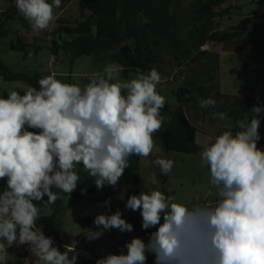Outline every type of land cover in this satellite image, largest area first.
Segmentation results:
<instances>
[{"label": "clouds", "instance_id": "9594fccd", "mask_svg": "<svg viewBox=\"0 0 264 264\" xmlns=\"http://www.w3.org/2000/svg\"><path fill=\"white\" fill-rule=\"evenodd\" d=\"M14 4L40 33L56 20L61 0ZM121 71L107 64L83 86L47 75L38 80V89L28 87L23 94L9 89L0 96V180L7 183L0 191V264H8L7 249L13 245H27L36 264H76L77 255L70 258L75 249L65 246L61 252L37 224L41 208L71 195L81 167L97 189L115 188L131 157L148 158L156 149L154 136L163 127L166 104L158 91L161 74L152 68L123 79ZM215 105L212 98L200 101L201 108ZM252 111L250 120L237 119L235 131L221 132L200 153L214 189L211 203L178 202L156 188L131 195L126 209L140 211L142 228L156 231L147 242L139 237L127 242L126 254H108L96 264H146L149 253L155 264H264V149L258 147L264 108ZM226 115L212 113L220 120ZM153 163L163 176L175 164L163 156ZM93 222L102 231L133 230L119 209L98 214ZM102 231L88 238H99Z\"/></svg>", "mask_w": 264, "mask_h": 264}, {"label": "rangeland", "instance_id": "374dc122", "mask_svg": "<svg viewBox=\"0 0 264 264\" xmlns=\"http://www.w3.org/2000/svg\"><path fill=\"white\" fill-rule=\"evenodd\" d=\"M49 1L51 2V0ZM263 1L249 0L248 4L243 3L245 7L240 4L239 8L241 9L236 10L234 13L235 17L231 22L234 21L235 24L239 23L240 25L244 21V18L250 15L258 16L264 8ZM152 2L154 3L153 5H151ZM242 2H245V0L240 1V3ZM196 3H198L197 0H146L144 3L134 5L133 23L135 27L139 28L140 33L147 42L151 40L158 42L157 45L151 47L158 60L153 65L155 69L160 72L172 73L175 68L182 65V69L179 71V79L175 83L168 85L163 91V94L169 101L172 98V91H176V86L182 88L188 83L191 85L197 77H202L201 82L205 83L204 85L209 91L217 89L220 83H226L222 85L223 87L221 89L226 93L230 92V97L222 101L221 98L211 97L216 101V105L213 108H205L204 112L209 114L215 111L220 101L221 103L231 102L232 100L230 99L233 94L246 93L243 87L253 86L255 82L249 79L242 68L234 66L230 69L226 66L228 57L224 55L223 50L227 51L229 49L227 43L222 44L209 41V34L213 27L220 29L228 25L229 20L227 17L215 23L207 22V19H201ZM13 5H15L14 0H0V10H3L2 12ZM55 12L57 18L52 23V26L49 27L52 28L50 29L52 32L50 30L48 32L44 30L37 33L38 36L36 38L38 41L36 43L49 46L51 40H58V37L53 35L57 22L63 20L74 21L80 17L77 1L65 5L61 9H55ZM21 17L23 18V16ZM23 20L25 19L23 18ZM9 23L7 25L8 34L4 38H0V60L11 73L23 74L28 77L40 76V78L51 75L53 72L60 74L66 73L69 76H59L57 79L66 83H75L83 86L90 81L93 74L102 75L104 66L113 62L111 53H107L105 57H102V60L95 59L99 56L98 54L100 53H98L93 56L82 57L72 65L63 54H60L58 58H53L50 51L46 49L41 50L39 54L35 55L32 54L33 51L26 49L31 54L25 57V54L14 52L11 49V46L18 41L16 28L19 26L14 22ZM20 23L22 25L26 24L24 21ZM253 24L254 28L259 25L264 26V18L258 17L253 19ZM150 25L158 26V28H148ZM246 37H250V32L246 34ZM25 41L30 42L31 38L21 39V42ZM205 42L209 46L208 55L206 57H200L194 62V54L198 52L199 45ZM101 52L103 51L101 50ZM95 62L98 63V68L94 67L93 64ZM135 75L136 73H131L127 79L134 78ZM19 82L26 87L31 86L27 82ZM9 89H12V82L7 81L0 74V95L7 93ZM190 94L192 95V106L196 103L195 108L193 107L191 110L194 113L195 110L201 108L200 101L203 97L196 89H192ZM237 107L240 106L238 105ZM230 118V123L235 125L237 118ZM29 130L33 131V129ZM152 154L155 159L158 156L173 159L175 164L171 172L167 176H163L160 175V170L158 167H155L156 165L148 168L150 156L148 158H142V160L140 157L139 160L131 157L130 167L125 170V175L120 179L119 185L115 188V195L109 203L112 210L116 211L119 209L122 217L128 223L132 224L133 230L126 232L130 235L131 233L136 234L145 230L142 228L140 211L127 209V213L125 214V205L131 195H139L148 188H156L164 191L166 195L173 196L178 202L203 203L208 196L209 200L213 199L210 195V192H213L214 189L211 188L209 171L202 167L200 158L197 155L167 152L161 149V147H156ZM98 193L100 196L103 195L101 190ZM47 199V196H45L44 200L46 201ZM70 202V197L66 196L63 200L58 199L54 205L48 207H42L43 201L33 202L38 207H42L41 217L45 216V212L51 216L58 211L55 222L57 232L62 238V245L78 243L81 249H87L97 257H105L108 254L118 255L127 253L125 245L130 241H127L125 232L122 233L117 229L102 231V228H98L93 222L98 214L104 213L110 215L106 209L97 206L89 199L74 204H70ZM149 229L156 231V227ZM96 231H102L99 238L89 239L88 235ZM17 249L20 251L18 247L14 248V251ZM58 249L61 252L65 251L62 247ZM21 255V252L16 253V259L24 261L25 258ZM16 259L10 258L11 261ZM36 259L31 254L27 258L26 264H31V261L33 264H36ZM76 264H81L78 259ZM150 264H155V262H150Z\"/></svg>", "mask_w": 264, "mask_h": 264}, {"label": "trees", "instance_id": "16d2710c", "mask_svg": "<svg viewBox=\"0 0 264 264\" xmlns=\"http://www.w3.org/2000/svg\"><path fill=\"white\" fill-rule=\"evenodd\" d=\"M74 0H61V9L63 6L73 3ZM146 0H79L78 10L80 17L74 21L63 20L56 23V28L53 35L58 37V40H52L49 43L48 51L54 57L63 54L73 65L82 57H89L103 52L111 53L114 64L122 69V77L127 79L131 73L137 71L147 73L153 68L158 60L152 51V46L157 45V42H147L144 36L140 33L139 28L133 23L132 5L144 3ZM230 0H210L207 3H200L201 19H207V22H212L214 19L222 18L227 13V9H223L225 3ZM50 2V1H49ZM62 20V19H59ZM10 21L20 22L23 19L20 17L15 5L7 11L0 14V38H4L8 34L7 24ZM25 27L24 25H20ZM252 26L251 19H245L240 25L223 33L215 32L209 36V41L213 43H228L242 42L246 34ZM148 28H158V26H148ZM19 39V38H18ZM19 47L12 45L11 49L17 52H24L27 46L23 45L21 39ZM23 47H22V45ZM37 52L43 48H36ZM0 74L7 81H22L27 82L31 87L39 88L38 80L40 76L28 77L23 74L11 73L0 60ZM197 91L202 95L203 99H208L202 88ZM187 90L181 89L175 95L178 105L172 110L168 105L162 109V115L169 117V124L165 131H160V143L162 148L167 152H178L181 145L188 147L189 155H197L201 153V148L197 146L195 141V133L191 130L185 114L186 104L185 99ZM6 97V96H5ZM264 107V106H263ZM219 112H223L218 110ZM226 116L237 118L239 115L233 112H223ZM138 160L137 156H134ZM125 171L122 177H124ZM120 180L117 185H119ZM116 188V187H115ZM115 188L105 185L103 195H98L96 192L84 190L90 196L82 194V188L77 187L70 196L71 203L82 202L85 199L91 200L97 206L103 209H109L111 214L115 213L110 208V204L105 206L104 202L112 200L115 195ZM4 188L0 186V191ZM53 191H57L54 190ZM58 211H56L57 213ZM56 213L50 217L40 218L37 224L42 227L43 231H49L57 239L58 234L55 227ZM127 209H125V214ZM123 218V217H122ZM153 229L143 230L139 233H133L136 237L147 242ZM126 233V232H125ZM127 241H131L133 237L126 233ZM57 242H59L57 240ZM60 243V242H59ZM86 250V249H85ZM88 251V250H87ZM147 260L155 262V255L149 253ZM82 264H93L92 262H82Z\"/></svg>", "mask_w": 264, "mask_h": 264}, {"label": "crops", "instance_id": "0c3cea01", "mask_svg": "<svg viewBox=\"0 0 264 264\" xmlns=\"http://www.w3.org/2000/svg\"><path fill=\"white\" fill-rule=\"evenodd\" d=\"M75 1H77V5H78L79 0H74L73 3ZM155 1H157V0H155ZM197 1H198V3H196V5H197L198 12L200 13L201 1L203 3H207L210 0H197ZM240 1L241 0H230L229 2L224 4L223 9H227L228 13L225 15V17H222V18L227 17V19L229 20L228 25H226L225 27H222L220 29H218L217 27H213L209 36L215 32L223 33L226 30H230V29L237 27L239 25V23L235 24V22L234 21L231 22V20L234 19V17H235L234 13L236 12V10L241 9V8H239V5L240 4L243 5V3L248 4L249 0H245V2H242V3H240ZM153 4L154 3L152 2L151 5H153ZM134 5L135 4L132 5V10L135 9ZM263 6H264V1H263ZM243 7H245V6L243 5ZM10 8H8V9H10ZM2 11L3 10H0V14L3 13ZM258 17L262 18V19L264 18V8H263V10L260 11L258 16L250 15V16L243 19V20H245V19L249 18L252 20L253 26L251 27V29L249 31L250 37L249 38L246 37L244 39V41H242V42H228L227 45H228L229 49L227 51L223 50L224 55L228 57V59L226 60L227 61L226 66L229 67L230 69H232V67H234V66L242 68L243 71L248 75L249 79L251 81L255 82V84L253 86L249 85L248 87H245V86L243 87L244 90H246V93H244V94L238 93L236 95L233 94L231 99H230V100H232L231 102L229 101V103H224V102L221 103L222 100H224L227 97H230L229 94H231L230 92L226 93L225 91H223L221 89L223 87L222 85L226 84V83H220L217 89H214L213 91H209L205 87V85H204L205 83L201 82L202 77H197L196 79H194V82L191 85H190V83H188V84L184 85L182 88H178L176 86V89H175L176 91L175 92L172 91V98L169 101V99L163 94V91L168 87V85H170L171 83H175L179 79V71L182 69V65H179L178 68H175L172 73L159 71V73L161 74L162 80H161L160 85L158 86V91L162 95L165 96V98H166V104L165 105H168L172 110H174L178 105L177 98H176L175 94L181 89H185L188 91V93H186L187 95H185V99L188 100V102L186 104L185 114H186V117L188 120L189 127L195 133V141H196L197 146L201 148V152L203 151L204 146L209 142V140H211L212 138H214L215 136H217L218 134H220L221 132H223L225 130L235 131L236 128H235L234 124L230 123L229 119H231V118L229 116H226V119H224V120H220L219 118H213L212 113L207 114L204 112L205 108H198V110H195V112L193 113L191 110L194 106H196V103H194V106H192V104H191L192 95L190 94V92L192 89L197 90L198 88H202L204 95L207 98H211V97H217L219 99L221 98V101L218 103L217 108L215 109L214 112H219L218 110H220L223 112L237 113L240 116L237 119L242 118V119H249L250 120L252 118V116L254 115V113L252 111V108L254 106L258 105V106H261L262 108H264L263 107L264 106V26L259 25L258 27L254 28V24H253V19H256ZM222 18L214 19L213 23L217 22L218 20H222ZM23 21L26 23L24 25L25 27H23V29H24L23 31L20 30V25H21L20 22L21 21L19 23L15 22V21H10V22H12V23L14 22V23H16L17 26H19L18 28H16V36L19 39H22V38L26 39L29 37L31 38V41H30L31 43L26 42V41L23 42V45L27 46L26 49L33 51V53H32L33 55L39 54V52L36 53L37 52L36 48H43V49L48 50V47H49L48 45H46V44L42 45V44L36 43L38 41V39L36 38V36H38V34L32 31V29L30 28V26L26 20H23ZM9 24L10 23H8L7 25H9ZM50 26H52V24ZM50 29H52V28H48L45 31L48 32ZM50 32H52V30H50ZM150 42H157V41L151 40ZM19 44H20V42L17 41L16 44H13V45L19 47ZM222 44H224V43H222ZM23 45H22V47H23ZM26 49L24 52H22L23 55L25 54L24 55L25 57L29 56L31 54V53H28L29 51H26ZM208 51H209V46H208L207 42L200 44L198 52H196L193 56V61L196 62L200 57H206L208 55ZM14 52H17V51H14ZM99 53H100V54H98L99 56L96 57L95 59L102 60V57H105L106 53L101 52V51ZM52 57L55 58L54 56H52ZM57 58H58V56H57ZM112 63H114V61ZM93 65L95 68L99 67L97 62H95ZM153 68H154V66H153ZM51 75H54L56 78H58L59 76H62V77L69 76L66 73L60 74V73H56V72H53ZM93 75H98V74H93ZM120 75L122 77V71H121ZM20 83L21 82H19V81L12 82V89L19 91L21 94H23L24 90H26L28 87H26ZM6 95H7V93L0 95V96H6ZM238 105L240 107H237ZM163 117H164V122H163V127L161 129V132L165 131L166 127L169 124V117L168 116H163ZM207 117H208V119H207ZM259 119H260V125H259L260 140L258 141V147L261 149H264V111H262L260 113ZM159 132H157L155 134L154 139H157V141H155L156 146L161 147V149H163L161 146V143L159 141V136H160ZM188 152H189L188 147L181 145L179 148V151L177 153L189 155ZM152 155L153 154H151L149 157L148 168H152L155 165L153 163L155 158H154V155L153 156ZM194 156H196V155H194ZM197 157L200 158V153L197 154ZM133 159H134V156H133ZM140 159L142 160V158H140ZM138 160H139V157H138ZM155 167H157V166H155ZM202 167H204V169L209 171L207 166H202ZM80 175H81V180L78 183L77 187L85 189V190L96 192L97 194H99L98 193L99 190H101L103 192L104 187L102 189H97V187L94 184L93 178L88 176L83 171L82 167L80 170ZM0 186L3 188H6L7 187L6 180H0ZM211 188L213 189L212 185H211ZM54 190H56V189H54ZM211 202H212V200H209V196H208L206 198L205 202H203V203H211ZM70 204H71V202H70ZM44 217H50V215L45 212ZM44 217H40V218H44ZM55 227H56V222H55ZM56 230H57V228H56ZM57 234H58V232H57ZM56 240H58L60 243L62 242V238L60 237L59 234H58V238ZM31 254H32L31 251L27 252L26 256L24 257L25 258L24 261L17 260L16 259V253L14 255L10 254L8 257V264H24V263L26 264L27 258H29ZM72 254H74V253H70V258H71ZM10 258H12V259L15 258L16 260L11 261ZM77 259L82 264V261L80 260L78 255H77ZM31 264H33L32 261H31Z\"/></svg>", "mask_w": 264, "mask_h": 264}, {"label": "built area", "instance_id": "2783aa9c", "mask_svg": "<svg viewBox=\"0 0 264 264\" xmlns=\"http://www.w3.org/2000/svg\"><path fill=\"white\" fill-rule=\"evenodd\" d=\"M44 233H45L46 236H49V237H51L53 239L54 246H56L58 248L59 247H62L64 250H66L65 249V246H68V248H72L73 247L75 249L74 254L77 253V255L79 256V258H80V260L82 262H85V263L86 262H92L93 264H96V261L98 259L103 258L101 256L97 257V256L91 254L90 251H87L85 249H81L79 247V244L78 243H73V244H70V245H62L61 243L57 242V240L55 239V237L52 235L51 232L44 231ZM17 247L20 249V251H18V249L16 251H14V248H17ZM7 251L9 253V255L10 254L14 255L15 253L21 252L22 253L21 256L22 257H25L26 254H27V252H29L30 250H29V247L27 245H20V246L13 245L12 247H9L7 249Z\"/></svg>", "mask_w": 264, "mask_h": 264}, {"label": "water", "instance_id": "95a60500", "mask_svg": "<svg viewBox=\"0 0 264 264\" xmlns=\"http://www.w3.org/2000/svg\"><path fill=\"white\" fill-rule=\"evenodd\" d=\"M79 192H81L82 194H84V195H88L87 193H85L84 191L82 192V191H79ZM89 197H91V198H95V197H93V196H90V195H88ZM106 211H107V213L108 214H110L111 215V212H110V210L109 209H106ZM131 236L134 238V237H136V235L135 234H133V233H131ZM146 264H150V261L149 260H147L146 261Z\"/></svg>", "mask_w": 264, "mask_h": 264}]
</instances>
